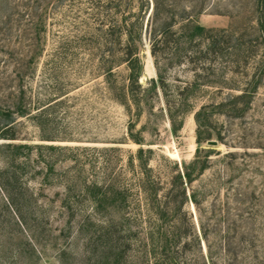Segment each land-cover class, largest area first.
I'll list each match as a JSON object with an SVG mask.
<instances>
[{"label":"rangeland","instance_id":"rangeland-1","mask_svg":"<svg viewBox=\"0 0 264 264\" xmlns=\"http://www.w3.org/2000/svg\"><path fill=\"white\" fill-rule=\"evenodd\" d=\"M200 3L206 9L198 16L200 24L235 31L228 48L216 59L210 56L205 61L178 62L172 56L173 65L163 72L165 87L151 89L150 80L158 77L146 32L151 9L143 15L139 46L143 95L137 106L122 97L129 70L123 59L125 35L121 31L127 18L138 22L142 16L137 0L130 5L126 0H0V106L26 110L24 116H15L17 139L0 138V264H45L54 262L51 255L56 252L48 243L43 261L20 255L26 247L25 236L32 232L15 224L11 204L27 224L32 223V204L54 235L69 217L61 207L67 186L79 194L82 186L92 182L124 185L130 189L131 199L139 200L144 208L146 194L140 185L143 174L137 159L140 148L152 169L159 197L169 187L176 163L181 166L193 160L198 147L214 149L209 168L191 188L200 192L205 218L212 217L215 204L221 214L219 205L228 201L230 185L244 181L238 170L241 155L264 152V78L245 117L213 114L207 129L217 144L198 145L195 112L202 105L219 102L230 91L224 81L243 80L246 70L252 71L250 60L259 54L254 0ZM109 67H113L112 75ZM184 89L185 94L179 95ZM170 107L173 112L188 109L178 113V120L184 121L178 133L170 124ZM131 122L141 144L130 136ZM3 127L5 122L0 120ZM217 134L223 143L218 142ZM7 143L30 147L18 153L4 145ZM228 152L236 157H225ZM185 209L197 219L193 204H186ZM89 235L75 234L73 250L82 253ZM42 236L35 232L37 240Z\"/></svg>","mask_w":264,"mask_h":264},{"label":"trees","instance_id":"trees-1","mask_svg":"<svg viewBox=\"0 0 264 264\" xmlns=\"http://www.w3.org/2000/svg\"><path fill=\"white\" fill-rule=\"evenodd\" d=\"M133 1L126 0L127 5ZM137 1L142 16L138 22H131L127 18L128 21L125 20L121 28L125 35L123 59L129 70L122 97L140 106L143 89L140 83L142 72L139 46L146 18L144 14L152 9L147 19L146 32L158 77L150 80L151 89L165 87L163 72L167 66L173 65L172 56L176 55L178 62L183 59L205 61L210 56L216 59L228 48L235 31L200 24L198 16L206 10L200 0H189L188 4L178 0ZM253 10L259 54L250 58L252 71L246 70L243 80L229 84L224 78V84L228 85L226 87L230 91L219 102L202 105L195 112L198 145L213 139V133L207 129L213 114L222 113L231 119L244 118L263 81L264 0H254ZM112 69H108L110 75ZM184 92L185 89L179 95H184ZM187 110L181 108L179 112ZM168 111L172 130L178 133L183 128V118L178 120L179 112H173L171 107ZM25 112L23 106L17 110L0 106V120L5 122V127L0 128V138L17 139L13 129L15 116H24ZM134 128V122H131L130 136L141 144L140 138L134 135ZM216 137L218 142L223 143L221 134ZM4 145L14 148L18 153L22 148L30 147L26 144ZM59 149L71 150L68 146H59ZM201 151L204 152L203 157ZM213 152L212 148L205 151L198 147L193 160L181 166L176 163L169 187L159 197L158 189L152 181V169L148 159L143 156V148H140L137 159L143 174L140 185L146 194L144 208L139 200L131 199L130 189L124 185L92 182L82 186L79 194H74L73 187L67 186L61 207L69 217L55 235L48 227L49 222L43 223L44 219H39L32 204H29L31 224H27L19 216L18 208L11 204L17 218L15 224L23 226L27 233L32 232L25 236L23 244L26 247L20 250V255L43 261L45 245L50 243L56 249L55 255H51L54 262L45 264H264V152L251 154L246 151L241 155L243 161L238 170L244 181L230 185L228 201L221 204V207L219 205L221 214L217 213L218 207L215 204L212 217L205 218L200 192L191 186L209 168V157ZM225 157L234 158L236 154L228 152ZM188 203L193 204L198 212L196 220L192 212L185 209ZM115 213L119 216L116 217ZM37 231L44 235L40 240L35 238ZM74 233L80 236L90 234L86 239L87 246L80 254L71 246Z\"/></svg>","mask_w":264,"mask_h":264},{"label":"water","instance_id":"water-1","mask_svg":"<svg viewBox=\"0 0 264 264\" xmlns=\"http://www.w3.org/2000/svg\"><path fill=\"white\" fill-rule=\"evenodd\" d=\"M208 144L215 146L217 144V142L215 140H210V141H208Z\"/></svg>","mask_w":264,"mask_h":264}]
</instances>
